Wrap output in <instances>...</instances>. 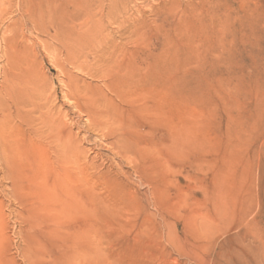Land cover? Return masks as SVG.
<instances>
[{"label": "rangeland", "instance_id": "1", "mask_svg": "<svg viewBox=\"0 0 264 264\" xmlns=\"http://www.w3.org/2000/svg\"><path fill=\"white\" fill-rule=\"evenodd\" d=\"M41 1L0 0V68L30 65L80 161L62 213L39 167L44 129L3 122L0 146L21 157L0 163V264H264V0H54L52 16ZM107 46L134 73L122 101L96 73ZM68 74L115 99V123L94 127L91 105L64 98Z\"/></svg>", "mask_w": 264, "mask_h": 264}, {"label": "bare ground", "instance_id": "2", "mask_svg": "<svg viewBox=\"0 0 264 264\" xmlns=\"http://www.w3.org/2000/svg\"><path fill=\"white\" fill-rule=\"evenodd\" d=\"M45 1L47 2L45 4L42 1L39 3V8L40 10L46 9L48 12H50L52 16L54 8L56 9V4L55 2H53L54 0H45ZM24 3H22V9L24 10L25 13H27L28 18L29 17L32 18L33 8L30 5H28V3L26 4ZM36 8L37 6H35L34 9ZM9 41L10 40L6 37V35L2 34L1 43L7 44L10 43ZM99 51L97 50V52ZM4 52L5 49L0 48V53L1 54L3 53L2 55L7 54L6 52L5 53ZM101 54H107V57H105L104 59L105 62L104 65L102 66L101 64L102 69H99L97 67L99 70H97L96 73L99 75L100 78L102 77L104 81L103 82L104 89H106L108 92H110V94L116 96V98H119V100L122 101L125 99L126 95L132 91V75L134 73H132L131 64L129 61L128 62L123 61L122 63L118 62L114 56L115 50L113 48L111 49L110 46H107V48L106 47L102 48ZM6 63L9 65L8 68L9 72L5 70L7 68L5 69L4 67L0 68V74L1 76H3V80L1 82V87H0V133L2 134L4 130L5 123L3 122H5L10 116H13L14 113H15L14 117L18 118V120H20L25 125L30 126L33 123H38L41 125V127L44 130L41 132V134L39 133L40 134L39 136L41 139L44 138V140H48L49 144H51V147L49 146L50 148H48V150L46 151L43 148L41 149L43 151V154L47 156L48 161L46 160L47 163L43 164L44 167L42 166V164L39 165V167L41 166V168H44L43 170H46L50 176L51 181L48 186L49 190L47 191H49L50 194L52 195L53 199H51V201L52 200L58 201L59 204H61L62 207L58 206V208H61V210H63L62 213H66L67 211L69 212V210L66 209H69V205L71 206L70 198L71 195L73 194V193L71 194L69 188V183H70L69 166L73 162L72 159H74V161H77V163L80 160H78L79 158L78 155H77L78 156L77 159L73 158V154H71L69 149L67 132L64 131L67 125L66 123H68L67 121L68 114L60 118H55L52 115L53 111H50L52 107L50 108V106H48L50 96L47 95L44 88L41 87L39 83V79L34 73H32L30 69V65L24 67V65L21 64L20 61L15 62V60H10V59ZM63 84L67 91L64 93V98L68 100L71 95H79L82 99H84V101H86V103L89 104V106L90 105L92 106L93 109H90L87 115L88 123L90 124L92 123L91 125L97 128L103 127L102 125H106L109 123H115L116 114L114 112L115 110L114 107L116 104H118L116 103L115 99L110 98L108 97V95L105 94H103V98L93 97L91 94L88 93V91H85L80 87H78L76 84H74L70 74H68ZM8 95L14 107V111L10 113L7 112L9 106L4 100V97L5 96L8 97ZM51 100L52 99H50V101ZM103 129L106 128L104 127ZM106 132L114 137L109 142V146H111L114 152L117 155L129 159L132 162V145L128 143V139L125 138L123 135L116 134V131L114 129L111 131L108 129V131ZM4 146L5 144L0 146V151L3 153V157L1 158L2 161L0 160V163L2 164L3 168L8 166L7 164L13 166V164L17 162L19 157H21L20 155L13 153L14 152L13 149L15 150L16 148L13 146V144L11 145L8 144L6 145V147ZM34 147L35 145L32 147V149ZM41 160H43V158ZM74 163L76 162H73V164ZM41 168H38L37 170H41ZM39 172H42V170ZM42 174L43 173H41V176ZM77 196L78 194L76 195L77 198L76 200L80 202L79 205H81L82 202L85 203L84 201L85 199L83 198V196L80 197ZM89 198L90 197H88L87 199ZM94 198L98 200L95 195ZM55 203L54 205H56ZM77 208L78 207H75L74 209L78 210ZM72 211L74 210L72 209Z\"/></svg>", "mask_w": 264, "mask_h": 264}]
</instances>
